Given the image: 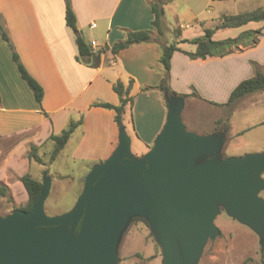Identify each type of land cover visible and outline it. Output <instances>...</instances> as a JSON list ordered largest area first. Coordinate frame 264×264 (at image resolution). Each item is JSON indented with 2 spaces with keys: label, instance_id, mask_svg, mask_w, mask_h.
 <instances>
[{
  "label": "crops",
  "instance_id": "obj_1",
  "mask_svg": "<svg viewBox=\"0 0 264 264\" xmlns=\"http://www.w3.org/2000/svg\"><path fill=\"white\" fill-rule=\"evenodd\" d=\"M164 3V36L158 42L135 45L118 54L107 50L100 65L92 68L77 60L75 33L66 26L64 0H0L3 25L23 65L44 88L42 108L48 114V117L44 114L20 77L11 51L0 36V185L9 188L16 207L28 201L19 179L30 175L35 163L27 158L30 145L51 143L49 137L60 134L71 120L83 117L84 121L67 146L74 140L76 150L90 148L83 156L74 150L71 155L74 160L94 166L113 153L119 143L115 113L92 105L97 102L118 105L119 98L112 88L117 81L127 86L133 80L131 95L135 102L132 111L127 110L125 122L126 118L129 121L124 125L132 147H136L135 155L148 152L167 115L163 93L158 89L164 75L161 44L170 45L167 32H173L181 51L194 53L196 45L192 51L185 50L184 45L190 44L185 40L203 36L209 21H213L211 17H217L221 23L222 16L264 10V0H164ZM72 5L85 42L90 47L92 42L98 45L96 50L92 49L94 52L112 47L130 31L150 30L153 36L158 35L152 26L154 14L148 0H72ZM231 5L239 10L237 14L228 10ZM206 12L212 14L206 17ZM181 19L188 22L180 24ZM250 24L241 34L258 29L264 33V23H254L253 28ZM181 51L172 57L171 89L179 95H191L197 90L209 102L224 103L241 82L254 76L251 61L264 66V35L255 47L242 48L224 57L191 59ZM144 88L152 89L143 92ZM101 120L108 121L109 133L99 131ZM18 153L20 159H16ZM15 187L23 198L20 201L14 196Z\"/></svg>",
  "mask_w": 264,
  "mask_h": 264
},
{
  "label": "water",
  "instance_id": "obj_2",
  "mask_svg": "<svg viewBox=\"0 0 264 264\" xmlns=\"http://www.w3.org/2000/svg\"><path fill=\"white\" fill-rule=\"evenodd\" d=\"M165 97V124L148 152L135 155L126 127L119 128L118 146L92 166L68 212L47 214L52 180L45 175L30 211L0 214V264H119L134 218L148 222L164 264H198L219 235L221 208L254 229L264 247V154L215 158L226 134L189 131L185 98Z\"/></svg>",
  "mask_w": 264,
  "mask_h": 264
},
{
  "label": "rangeland",
  "instance_id": "obj_3",
  "mask_svg": "<svg viewBox=\"0 0 264 264\" xmlns=\"http://www.w3.org/2000/svg\"><path fill=\"white\" fill-rule=\"evenodd\" d=\"M228 10L232 14L239 12L233 5ZM211 14L212 12L209 14L206 12L204 15L208 17ZM211 18H213V21H209L207 28L215 30L214 40L237 38L242 30H245L244 28H249L248 25L243 28L217 29L220 24L219 19L214 16ZM180 22V24H183L188 21L181 19ZM175 24V21H173V26ZM250 25L252 27L255 24L251 23ZM166 39L168 43L173 44L176 38L173 32H167ZM183 48L192 51L195 46L186 44ZM242 48V46L238 47L235 52L240 51ZM258 66L264 71V66ZM253 70L255 75L256 71L254 68ZM199 99L207 103L198 99L185 98L182 120L189 131L200 136L226 134L223 148L218 155L214 156L215 158L224 160L246 157L250 154H264V92L247 95L237 100L230 107L217 106L216 108L209 104V99L202 96ZM163 101L165 104V100ZM225 102L216 103L223 105ZM128 121L129 119L126 118L125 123L127 125ZM219 121L221 122L217 124ZM100 125L99 131L102 130L104 133L106 132L105 134L109 133L108 121L101 120ZM75 146L73 140L57 160L51 163L49 158L54 143L41 145L39 154L45 165L40 166L34 163L32 171L30 169L32 178L41 183H43L45 175L52 180L51 192L45 203L46 212L51 216L62 215L74 206L83 189L85 177L89 173L91 164L82 163L80 160H74L71 157L73 151L76 150ZM77 150L80 151V149ZM89 150V146L82 147L80 154L83 156ZM132 151L136 154L135 145H133ZM16 159H20V153L16 155ZM262 178L264 179V173ZM21 187L25 190L22 184ZM25 193L26 199L27 192L25 191ZM14 196L19 201L23 199L16 187ZM260 196L264 198V191L260 193ZM14 205L7 198L0 197V214L11 213ZM214 225L219 229V235L214 240L208 241L198 264H252L253 262L264 264V247L261 245V238L249 225L229 216L223 208H221V214L215 219ZM118 255L121 259L119 264H142L144 261L147 264H164L160 246L149 225L142 221L128 227L120 242ZM137 255H141L144 259L139 258Z\"/></svg>",
  "mask_w": 264,
  "mask_h": 264
},
{
  "label": "trees",
  "instance_id": "obj_4",
  "mask_svg": "<svg viewBox=\"0 0 264 264\" xmlns=\"http://www.w3.org/2000/svg\"><path fill=\"white\" fill-rule=\"evenodd\" d=\"M152 9V13L154 14V20L152 22V26L155 31L158 33L157 36H153L152 31L150 30H142V31H130L126 33V37L124 40L119 41L113 44L112 47H106L99 49L97 52H94L92 48L85 42L81 33L78 29V21L76 14L73 9L72 0H64L65 3V22L66 26L69 27L75 33V42L78 50L77 60L82 64H85L89 67L96 68L101 63V57L106 53L107 50H111L113 54H118L119 52L128 49L132 46L139 44H146L152 42H158L159 39L164 36V30L162 27V18L164 16V0H148ZM250 23H264V10L256 9L250 12L241 13L233 16H222L221 23L217 27V29H228V28H241ZM215 34V30L208 29L205 31V34L201 37L185 40V42L196 45V51L194 53H188L185 51H181L178 47V43L175 42L170 45H162L161 44V57L160 64L163 67L164 75L163 79L158 86V89L161 90L164 96V100L166 102L165 94L168 96H179L178 93L173 91L170 87V70H171V61L175 52L181 51L191 59H207L208 57H224L226 55L234 53L238 47H255L261 37L264 35L263 29L258 30H250L243 32L237 38H228L225 40L216 41L213 39ZM0 36L2 40L8 45L11 54L12 60L15 63L20 77L26 83L28 88L33 94L35 101L41 107L42 111V103L44 100V88L42 85L28 72L26 67L23 65L20 56L15 50L14 45L12 44L8 32L6 31L2 19L0 17ZM242 50V49H241ZM253 68L255 69V75L247 80L241 82L231 93L228 101L219 105L217 103L209 102L214 106H226L230 107L237 100L253 94L255 92H264V71L261 70V67L254 61L251 62ZM113 91L117 94L119 98L118 105H112L110 103L105 102H97L94 103L93 107H100L106 110H112L115 113L114 122L118 128L125 126V116L127 110L130 109L132 111L135 98L131 95L133 89V80H130L129 84L125 86L121 81H117L112 86ZM152 88H144L143 92L149 91ZM184 98L188 97H196L200 98V96L194 91L191 95H180ZM167 106V103H166ZM44 112V111H43ZM44 114L48 117V114L44 112ZM132 122H133V116ZM83 117L79 120H71L69 125L58 135L52 134L48 141L54 143L53 150L50 154V162L54 163L59 157L60 153L67 146L69 141L71 140L74 133L79 130L83 126ZM221 121L217 122L219 124ZM226 126L224 127V129ZM39 146L30 145L27 158L30 162H35L39 165L44 166L45 162L43 158L39 154ZM150 148V147H149ZM98 164V163H97ZM90 165V164H89ZM89 168L91 170L92 164ZM89 170V171H90ZM88 171V172H89ZM87 172V173H88ZM23 184L27 195L28 201L24 206L16 207L13 206L12 211L16 209H22L24 211H30L33 205L37 202L42 192V183L34 178L31 175H24L19 179ZM0 197L7 198L8 201L14 204L13 198L10 196L9 188L5 185H0ZM144 222L148 224V222L143 218H134L130 225H133L136 222ZM149 225V224H148ZM139 258L144 259L141 255H137ZM149 260V259H148ZM142 264H147L145 261ZM252 264H263L259 262H253Z\"/></svg>",
  "mask_w": 264,
  "mask_h": 264
},
{
  "label": "built area",
  "instance_id": "obj_5",
  "mask_svg": "<svg viewBox=\"0 0 264 264\" xmlns=\"http://www.w3.org/2000/svg\"><path fill=\"white\" fill-rule=\"evenodd\" d=\"M92 25L95 26V24H92ZM91 48H92L93 50H96V49L98 48L97 43L92 42V43H91Z\"/></svg>",
  "mask_w": 264,
  "mask_h": 264
}]
</instances>
